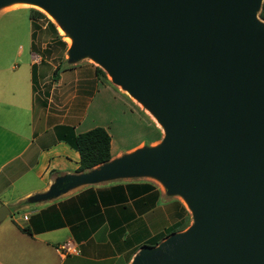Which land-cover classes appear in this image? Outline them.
Listing matches in <instances>:
<instances>
[{
    "label": "water",
    "instance_id": "obj_1",
    "mask_svg": "<svg viewBox=\"0 0 264 264\" xmlns=\"http://www.w3.org/2000/svg\"><path fill=\"white\" fill-rule=\"evenodd\" d=\"M263 0H0L46 11L161 126L158 144L58 178L32 202L116 179L151 178L190 225L130 264H264ZM10 217L0 207V223Z\"/></svg>",
    "mask_w": 264,
    "mask_h": 264
},
{
    "label": "crops",
    "instance_id": "obj_2",
    "mask_svg": "<svg viewBox=\"0 0 264 264\" xmlns=\"http://www.w3.org/2000/svg\"><path fill=\"white\" fill-rule=\"evenodd\" d=\"M34 63L24 58L28 70L21 72L0 64V207L23 212L0 223V264H130L141 248L153 247L146 244L150 239L181 222L186 203L152 180L133 178L78 186L32 202L58 178L80 174L78 153L58 138L63 129L78 135L102 127L109 134L97 124L106 121L109 86L99 83L98 90L90 65L54 73L59 64ZM151 128L147 147L161 134L157 124ZM144 144L113 154L111 137V157ZM30 179L38 181L37 187L26 182ZM64 244L76 252L64 253Z\"/></svg>",
    "mask_w": 264,
    "mask_h": 264
},
{
    "label": "rangeland",
    "instance_id": "obj_3",
    "mask_svg": "<svg viewBox=\"0 0 264 264\" xmlns=\"http://www.w3.org/2000/svg\"><path fill=\"white\" fill-rule=\"evenodd\" d=\"M31 9L34 8L24 6L20 3H12L0 8L1 66L6 68L13 64L12 66L16 68L12 70H16V72L27 71L28 68L22 65V60L24 61V58H34L35 66H46L48 64L57 66V64H59V70L74 68L75 65L81 67L84 64L90 65L94 70L98 67V65L92 63L89 58L81 59L74 64L63 61L64 59L67 60V50L69 49L65 37L59 35L55 25L56 23L54 24L44 14V19L30 21L29 16ZM12 59H15V61L9 64ZM6 70L9 72L7 68ZM102 72L103 74L96 73L98 82L97 88L98 90L100 89L99 83L109 86L105 91L107 98L105 111L106 121H101L100 123V120H97V124H103L107 127L109 135L112 137L113 154H115L116 151L125 152L142 141L145 143L144 146H147L149 139L153 137L151 124L156 126V123L141 108V103L137 102L129 94L126 95L124 90L120 87L113 85L110 81V77L103 70ZM101 94H104L102 90ZM160 132V138L153 146L160 142L163 136L162 128ZM114 158L115 157H112L111 159ZM133 179H149L161 186L158 181L151 178ZM26 182L31 186L37 187L36 183H38V181L34 179L27 180ZM7 209L11 213L8 219H17L19 216H23V212L21 211L16 214L15 208L12 205ZM188 214L190 215V212H188ZM163 235V232L158 234V236L150 239L146 244L150 245L151 243H155V241H159Z\"/></svg>",
    "mask_w": 264,
    "mask_h": 264
},
{
    "label": "trees",
    "instance_id": "obj_4",
    "mask_svg": "<svg viewBox=\"0 0 264 264\" xmlns=\"http://www.w3.org/2000/svg\"><path fill=\"white\" fill-rule=\"evenodd\" d=\"M258 17L264 21V0L262 1ZM45 16L38 10L31 9L29 20H41ZM59 71L57 67L54 73ZM96 73L103 74L102 70L98 67L95 68ZM59 139L65 141L70 147H72L79 155V165L76 170L77 173L88 172L100 165L106 164L111 160V137L107 131L101 127H95L87 132L75 135L71 129H63L59 134ZM191 222L190 215L185 211V217L180 223L167 228L166 232L160 239H164L171 233L181 232L185 230ZM22 232L27 231L22 228ZM159 239V241H160ZM159 241L151 243V246H155Z\"/></svg>",
    "mask_w": 264,
    "mask_h": 264
},
{
    "label": "bare ground",
    "instance_id": "obj_5",
    "mask_svg": "<svg viewBox=\"0 0 264 264\" xmlns=\"http://www.w3.org/2000/svg\"><path fill=\"white\" fill-rule=\"evenodd\" d=\"M15 3H20L24 6H29V7H32L36 10H38L39 12H41L42 14L46 15L48 17V19H50L54 24L56 23L55 20L46 12L44 11L41 7L35 5V4H31V3H27V2H15ZM56 28H57V31L59 33V35L65 37L67 43H68V47L70 48L71 44H72V40L71 38L66 34V32L56 23ZM92 63H94L95 65H97V63L93 60V59H90ZM124 93L126 95H128L127 91H124ZM141 108L146 112V114L151 117V119L158 125V127L161 129V126L157 123L156 119L152 116V114L146 109L143 107V105H140Z\"/></svg>",
    "mask_w": 264,
    "mask_h": 264
},
{
    "label": "built area",
    "instance_id": "obj_6",
    "mask_svg": "<svg viewBox=\"0 0 264 264\" xmlns=\"http://www.w3.org/2000/svg\"><path fill=\"white\" fill-rule=\"evenodd\" d=\"M64 253H75L76 250L70 244H64L60 247Z\"/></svg>",
    "mask_w": 264,
    "mask_h": 264
}]
</instances>
